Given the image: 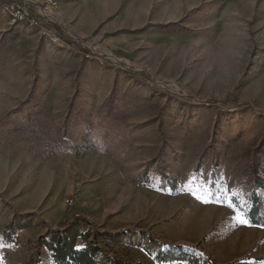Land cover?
I'll return each mask as SVG.
<instances>
[{
    "label": "rangeland",
    "instance_id": "obj_1",
    "mask_svg": "<svg viewBox=\"0 0 264 264\" xmlns=\"http://www.w3.org/2000/svg\"><path fill=\"white\" fill-rule=\"evenodd\" d=\"M68 1L72 51L0 9V264L75 226L98 264H264V0Z\"/></svg>",
    "mask_w": 264,
    "mask_h": 264
},
{
    "label": "trees",
    "instance_id": "obj_2",
    "mask_svg": "<svg viewBox=\"0 0 264 264\" xmlns=\"http://www.w3.org/2000/svg\"><path fill=\"white\" fill-rule=\"evenodd\" d=\"M252 174H255L256 179L255 186H253L254 190L264 189V183L258 181L260 178L256 176L258 174L256 167L252 169ZM263 174L264 172H261L260 175L263 176ZM251 202V210L247 215L248 219L253 225L264 226V203L256 196L252 198ZM80 237L81 234L77 231V226H75L70 231L49 232L41 240L44 241V246L50 251L53 264H98L94 260V251L87 248L75 249L76 240ZM181 259L182 261H188L189 264H195L192 258L186 259L183 256H179L178 260Z\"/></svg>",
    "mask_w": 264,
    "mask_h": 264
},
{
    "label": "built area",
    "instance_id": "obj_3",
    "mask_svg": "<svg viewBox=\"0 0 264 264\" xmlns=\"http://www.w3.org/2000/svg\"><path fill=\"white\" fill-rule=\"evenodd\" d=\"M61 2L62 0H45L31 6L27 0H0V9L13 23L36 30L56 49L72 51L73 44L62 38L53 28L55 20L52 12L60 7ZM85 57L89 58L88 55ZM71 204L72 201L69 202Z\"/></svg>",
    "mask_w": 264,
    "mask_h": 264
},
{
    "label": "crops",
    "instance_id": "obj_4",
    "mask_svg": "<svg viewBox=\"0 0 264 264\" xmlns=\"http://www.w3.org/2000/svg\"><path fill=\"white\" fill-rule=\"evenodd\" d=\"M33 6L41 4L45 0H27ZM79 2V0H77ZM76 3V2H75ZM68 0H62L60 7L52 12L55 23H57L61 32L72 35L73 33H81V29L77 26L80 25L81 19L83 20V7L81 4H72Z\"/></svg>",
    "mask_w": 264,
    "mask_h": 264
}]
</instances>
